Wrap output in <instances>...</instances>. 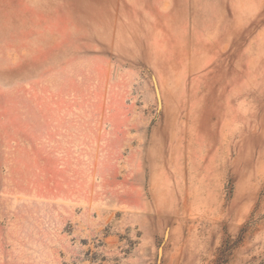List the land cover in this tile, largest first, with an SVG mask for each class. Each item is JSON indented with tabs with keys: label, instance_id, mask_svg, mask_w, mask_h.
<instances>
[{
	"label": "rangeland",
	"instance_id": "rangeland-1",
	"mask_svg": "<svg viewBox=\"0 0 264 264\" xmlns=\"http://www.w3.org/2000/svg\"><path fill=\"white\" fill-rule=\"evenodd\" d=\"M0 264H264V0H0Z\"/></svg>",
	"mask_w": 264,
	"mask_h": 264
}]
</instances>
